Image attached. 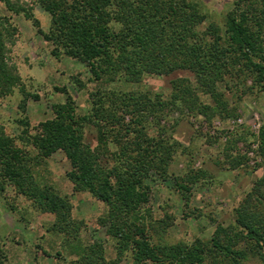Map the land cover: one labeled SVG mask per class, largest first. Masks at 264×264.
<instances>
[{
  "label": "trees",
  "instance_id": "16d2710c",
  "mask_svg": "<svg viewBox=\"0 0 264 264\" xmlns=\"http://www.w3.org/2000/svg\"><path fill=\"white\" fill-rule=\"evenodd\" d=\"M0 1L8 11L32 20L53 56L83 63L89 81L100 85L88 93L84 113L65 87H56L64 100L52 102L50 115L35 127L20 119L23 135L11 136L0 124V190L12 185L40 211L54 214L52 229L67 240L78 239L69 200L34 174V167L62 151L73 191L88 192L107 205L100 222L116 241L119 257L130 251L134 264H242L249 259L264 264V175L234 208V220L217 223L206 239L167 242L163 236L171 217L155 219L150 205L155 183L172 179L187 206L192 185L206 173L190 165L180 175L169 173L177 154L188 150L174 136L181 117L202 116L213 128L216 119L235 117L242 98L255 87L264 91V0H232L222 24L208 21L192 0ZM31 4L49 13L47 31ZM16 33L9 17L0 14V99L17 89L24 110L27 99L38 95L26 90L10 59ZM176 70L192 77L172 79L166 91L143 86L146 77ZM175 113L179 117L172 118ZM86 127L95 130L94 146L85 140ZM196 134L210 145L220 141L218 134ZM257 140L264 163V123ZM237 142L230 139L224 145L221 153L226 157L216 159L217 165L236 169L247 164L243 153H232ZM192 214L183 211L186 217ZM4 260L0 251V264ZM77 260L116 264L106 261L101 243L82 247Z\"/></svg>",
  "mask_w": 264,
  "mask_h": 264
},
{
  "label": "rangeland",
  "instance_id": "374dc122",
  "mask_svg": "<svg viewBox=\"0 0 264 264\" xmlns=\"http://www.w3.org/2000/svg\"><path fill=\"white\" fill-rule=\"evenodd\" d=\"M192 1L198 3L208 21L222 24L232 0ZM32 11L42 30L47 31L49 13L39 4L32 5ZM0 14L9 17V21L17 28L15 39L9 45L10 59L17 66L26 90L38 95L37 99H27L24 110L20 108L22 95L17 89L12 95L0 99V124L5 131L19 137L24 130L20 119L27 120L31 127H35L47 118L51 112L50 104L64 100V94L56 87H65L76 100L78 111L84 113L88 93L100 86L95 81H89L87 67L67 56H53L51 45L44 40L32 20L8 11L1 1ZM75 77L82 81L83 87L75 82ZM177 77L192 75L186 70H176L169 75L146 77L142 83L149 89L166 91L170 88V81ZM253 92L242 98L235 117L216 119L213 128L208 127L202 116L181 117L174 136L188 145V150L177 154L169 173L171 176L180 175L187 165L193 169H203L206 173L192 185L187 206L176 191L172 179L155 183L150 205L155 219L165 218L166 215L171 217L163 236L167 242L190 243L196 238L206 239L217 223H231L234 220V208L251 190L254 182L264 175V163L257 140L259 128L264 123V91L255 87ZM177 117L179 114H172V118ZM196 132L203 135L208 132L211 135L218 134L220 144L210 145ZM235 133L244 134L245 137L239 138ZM230 139L238 141L232 153L239 151L247 160V164L242 163L236 169L215 163L216 159L221 162L225 159L226 155L221 151ZM85 140L91 146L96 144L93 127L85 128ZM69 169L64 153L57 151L34 167V174L41 184L51 186L60 196L69 200L71 217L78 227V239L70 238L68 241L67 235L52 229L54 214L40 211L32 199L8 185L3 191L0 190V251L5 254L3 264H83L76 260L82 247L92 243L102 244L108 263L134 264L130 251L119 257L116 241L100 222L107 205L88 192L73 191L72 183L66 177ZM184 210H192L193 214L186 217L183 215ZM198 213L200 215L196 216ZM242 264L260 263L256 259H249Z\"/></svg>",
  "mask_w": 264,
  "mask_h": 264
}]
</instances>
